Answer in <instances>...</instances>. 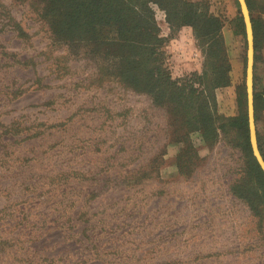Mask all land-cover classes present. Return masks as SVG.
Masks as SVG:
<instances>
[{"label": "rangeland", "instance_id": "1", "mask_svg": "<svg viewBox=\"0 0 264 264\" xmlns=\"http://www.w3.org/2000/svg\"><path fill=\"white\" fill-rule=\"evenodd\" d=\"M191 1L223 20L229 84L215 89L216 112L235 117L246 93L238 4ZM251 1L264 92V0ZM43 7L0 0V264H264V205L237 197L239 184L256 187L241 132L224 125L208 145L100 56L57 40ZM154 10L171 77L200 74L192 28L170 34ZM256 127L264 140V107Z\"/></svg>", "mask_w": 264, "mask_h": 264}, {"label": "trees", "instance_id": "2", "mask_svg": "<svg viewBox=\"0 0 264 264\" xmlns=\"http://www.w3.org/2000/svg\"><path fill=\"white\" fill-rule=\"evenodd\" d=\"M44 3L43 15L54 37L66 47H83L94 58L104 60L112 74L126 87L152 97L160 106L179 117L182 127L198 132L208 145L216 140L224 125L239 130L247 154V166L255 176L256 187L246 182L237 187V197L243 198L255 213L259 198L264 205V172L252 154L249 141L247 96L240 91L237 102L240 113L222 119L216 112L215 89L229 84L230 65L224 53L221 33L223 20L201 2L191 0H38ZM253 34V109L255 124L259 109L264 107V92L255 90L254 69L261 44L260 19L254 17L253 3L245 0ZM236 3H239L236 0ZM156 6L163 11L170 34L190 26L194 37L204 49L203 71L186 78H172L166 65L165 44L155 19ZM239 25L244 36L240 12ZM246 66V58L244 59ZM224 120V121H223ZM258 150L264 160V140L256 127ZM253 177V176H252ZM251 188V189H250Z\"/></svg>", "mask_w": 264, "mask_h": 264}, {"label": "water", "instance_id": "3", "mask_svg": "<svg viewBox=\"0 0 264 264\" xmlns=\"http://www.w3.org/2000/svg\"><path fill=\"white\" fill-rule=\"evenodd\" d=\"M239 3V9L243 18L245 35H246V66H245V88L247 96V115L249 124V141L252 149V154L259 164L260 168L264 172V160L258 150L256 140V129L254 122V109H253V34L252 26L250 22L249 10L245 0H237Z\"/></svg>", "mask_w": 264, "mask_h": 264}]
</instances>
